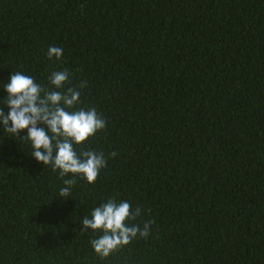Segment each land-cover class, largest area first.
Listing matches in <instances>:
<instances>
[{
  "label": "trees",
  "instance_id": "16d2710c",
  "mask_svg": "<svg viewBox=\"0 0 264 264\" xmlns=\"http://www.w3.org/2000/svg\"><path fill=\"white\" fill-rule=\"evenodd\" d=\"M65 69L106 167L61 199L0 127V264H264V0H0V109L12 72ZM111 198L154 223L101 258L81 221Z\"/></svg>",
  "mask_w": 264,
  "mask_h": 264
},
{
  "label": "clouds",
  "instance_id": "9594fccd",
  "mask_svg": "<svg viewBox=\"0 0 264 264\" xmlns=\"http://www.w3.org/2000/svg\"><path fill=\"white\" fill-rule=\"evenodd\" d=\"M47 55L60 59L63 49L50 46ZM48 80L51 88L46 89L32 77L19 71L12 72L3 88L7 93L3 104L8 112L5 114L0 109V127L9 137H17L26 129L27 134L20 138L30 141L31 156L38 163L58 170L61 178L71 174V178L63 179L64 187L58 193L59 198L65 199L71 195L77 176L92 184L106 167L107 161L102 153L94 150L77 153L74 149V145L83 144L105 129L106 121L95 108L76 107L80 103L85 82L82 81L79 88L65 89L69 81L66 69L51 73ZM116 155V152L110 153L112 157ZM141 212L140 207L132 210L129 202H117L111 198L95 207L90 218L86 216L82 219L81 231L90 229L102 233L90 243L99 257L107 258L137 237L149 236L153 221L145 222L143 227L132 223Z\"/></svg>",
  "mask_w": 264,
  "mask_h": 264
}]
</instances>
